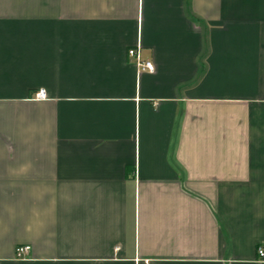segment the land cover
I'll list each match as a JSON object with an SVG mask.
<instances>
[{
  "label": "crops",
  "instance_id": "0c3cea01",
  "mask_svg": "<svg viewBox=\"0 0 264 264\" xmlns=\"http://www.w3.org/2000/svg\"><path fill=\"white\" fill-rule=\"evenodd\" d=\"M260 248L264 0H0V264Z\"/></svg>",
  "mask_w": 264,
  "mask_h": 264
},
{
  "label": "built area",
  "instance_id": "2783aa9c",
  "mask_svg": "<svg viewBox=\"0 0 264 264\" xmlns=\"http://www.w3.org/2000/svg\"><path fill=\"white\" fill-rule=\"evenodd\" d=\"M128 56L131 60L134 61L136 66L139 68L141 72H149L153 73L155 68L154 65L151 61H145L142 56H141V48L140 46L130 49L128 52ZM35 98L38 100H43L46 99V92L45 90H40L36 95ZM31 251L30 246H19L16 249V256L18 259H25V257L29 254ZM259 256L261 258L264 257V249L260 248L258 250ZM144 264H160L159 262L151 261V260H146L144 261Z\"/></svg>",
  "mask_w": 264,
  "mask_h": 264
}]
</instances>
